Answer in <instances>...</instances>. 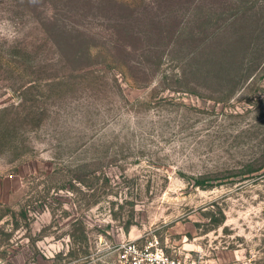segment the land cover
<instances>
[{"label": "rangeland", "instance_id": "obj_1", "mask_svg": "<svg viewBox=\"0 0 264 264\" xmlns=\"http://www.w3.org/2000/svg\"><path fill=\"white\" fill-rule=\"evenodd\" d=\"M0 264H264V0H0Z\"/></svg>", "mask_w": 264, "mask_h": 264}, {"label": "built area", "instance_id": "obj_2", "mask_svg": "<svg viewBox=\"0 0 264 264\" xmlns=\"http://www.w3.org/2000/svg\"><path fill=\"white\" fill-rule=\"evenodd\" d=\"M123 252L122 264H174L165 257L154 245L140 246L130 242L121 246Z\"/></svg>", "mask_w": 264, "mask_h": 264}, {"label": "crops", "instance_id": "obj_3", "mask_svg": "<svg viewBox=\"0 0 264 264\" xmlns=\"http://www.w3.org/2000/svg\"><path fill=\"white\" fill-rule=\"evenodd\" d=\"M2 185H1V183H0V187H1Z\"/></svg>", "mask_w": 264, "mask_h": 264}]
</instances>
